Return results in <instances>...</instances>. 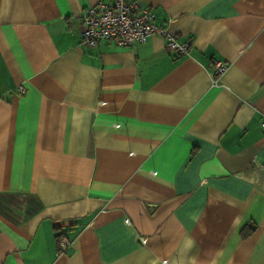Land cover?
<instances>
[{"label": "crops", "instance_id": "0c3cea01", "mask_svg": "<svg viewBox=\"0 0 264 264\" xmlns=\"http://www.w3.org/2000/svg\"><path fill=\"white\" fill-rule=\"evenodd\" d=\"M136 1L186 54L0 0V264H264V0Z\"/></svg>", "mask_w": 264, "mask_h": 264}, {"label": "built area", "instance_id": "2783aa9c", "mask_svg": "<svg viewBox=\"0 0 264 264\" xmlns=\"http://www.w3.org/2000/svg\"><path fill=\"white\" fill-rule=\"evenodd\" d=\"M155 13L151 8L144 7L136 0H112L111 3H96L88 6L81 16L80 42L86 46H94L100 41L111 42L118 46H129L144 42L149 36L160 33L165 37V45L175 54H186L190 40H177L165 28L158 26ZM227 67V62H214L211 84H216V76ZM17 92H23V86L17 87ZM264 129V117L260 121ZM264 167V162H261ZM61 249L67 246L65 238H59Z\"/></svg>", "mask_w": 264, "mask_h": 264}, {"label": "trees", "instance_id": "16d2710c", "mask_svg": "<svg viewBox=\"0 0 264 264\" xmlns=\"http://www.w3.org/2000/svg\"><path fill=\"white\" fill-rule=\"evenodd\" d=\"M245 226H242L240 229H239V232H240V234L243 236V237H247L248 235H250V233H251V231H252V229H253V227H250L249 228V230L247 231V230H243L242 228H244ZM58 237V236H57ZM59 238V237H58Z\"/></svg>", "mask_w": 264, "mask_h": 264}]
</instances>
